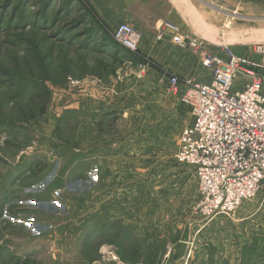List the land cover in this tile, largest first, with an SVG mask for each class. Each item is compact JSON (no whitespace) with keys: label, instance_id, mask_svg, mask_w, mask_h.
<instances>
[{"label":"rangeland","instance_id":"1","mask_svg":"<svg viewBox=\"0 0 264 264\" xmlns=\"http://www.w3.org/2000/svg\"><path fill=\"white\" fill-rule=\"evenodd\" d=\"M197 1L193 15L211 32L199 25L196 35L188 32L185 21L184 27L173 19L165 22L215 52L222 51L218 45L228 46L236 55L264 64V55L254 52L255 46L264 47V0H241L242 11L237 13ZM218 12L224 14L222 23ZM188 13L192 16L187 10L183 17L189 21ZM94 16L86 0H0V264L24 259L32 264H143L148 260L144 248L153 236L160 238V251L175 246V256L183 257L191 250V235L199 242L194 244L199 259L206 251L214 253L205 246L206 223L232 218L253 203L258 264H264V185L230 217L199 215L198 178L193 167L176 160L192 116L162 79L155 98L138 92L139 110L103 114L112 107H100V97L115 101L125 73L136 71L139 80H146L157 67L140 51L141 43L137 53L120 49L113 31ZM170 36L160 27L159 41L197 55L181 49ZM170 77L191 79L165 73V80ZM237 81L234 91L244 84ZM146 99L163 101L162 108L154 105L150 110ZM170 100L174 137L166 139L155 125L168 114L163 107ZM125 120L135 121L132 133ZM152 133L158 138H151ZM103 135L116 142L127 139L130 149L105 162L101 149L87 147ZM135 142L142 148L134 147ZM55 191L61 192L59 199L52 197ZM30 216L36 217L42 237L24 228ZM141 224L149 227L152 237L126 240L125 226L137 230ZM114 227H121V235H113Z\"/></svg>","mask_w":264,"mask_h":264},{"label":"built area","instance_id":"2","mask_svg":"<svg viewBox=\"0 0 264 264\" xmlns=\"http://www.w3.org/2000/svg\"><path fill=\"white\" fill-rule=\"evenodd\" d=\"M161 29L181 49L194 50L210 72L209 83L168 79L169 93L182 98L193 120L179 140L176 160L193 167L198 178L201 197L195 209L199 215L204 219L230 217L264 185V64L238 56L228 46L215 52L201 39L183 37L173 23L164 22ZM112 36L120 48L133 53L143 37L128 23L121 24ZM254 52L263 56L264 47L255 46ZM237 80L244 84L234 91ZM60 196L57 191L52 195L54 199ZM36 221L30 216L24 228L42 237Z\"/></svg>","mask_w":264,"mask_h":264},{"label":"crops","instance_id":"3","mask_svg":"<svg viewBox=\"0 0 264 264\" xmlns=\"http://www.w3.org/2000/svg\"><path fill=\"white\" fill-rule=\"evenodd\" d=\"M86 1L93 9L95 15L94 17L101 23L103 28H106L107 30H110L112 32L123 23H128L137 28L143 35L140 51L145 54L152 63H154L155 67H157L156 69L150 71L151 74L146 77V80H139L136 71L131 74L125 73L124 81L121 84H117L116 86L117 98L115 99V101L111 98H109L108 101L107 99L100 97V100L104 101V103H100V107H107L108 105L112 107L111 109L107 108L105 110H102L103 114L114 112L123 113L129 111L130 109H132L133 111L139 110L140 105L138 104V106H135L136 97L138 96L139 91L142 92V95L147 91L148 94H152V96H154L155 90L157 88L156 85L159 86V81L161 79L163 85L169 88L170 83H168V80H165V73L167 74L171 72L182 79L191 78L201 83L210 82V72L201 65V61L198 55H196L195 53L192 54L191 50H178L170 41H159L157 39L160 27L168 19H173L177 22H181L180 25L182 27H184L185 21L187 23V28L190 30H188V32L196 34V30L199 27V21L197 20L195 14L198 5L197 0ZM204 1L207 4L216 7L217 9L224 12L231 13V8H234L233 12L236 13L242 11L241 0ZM193 9L195 10L194 15ZM187 10L192 13L191 17L189 13L187 14L188 17L191 18L189 21L186 17H183V13ZM223 16L224 14L218 12V22L222 23L224 21ZM179 17L181 19H179ZM218 46L220 47V49L223 47V45ZM262 73L264 75V71ZM157 95L161 96L160 94ZM155 97L156 96H154V98ZM131 104L132 106H130ZM145 104L148 105V108L150 104L149 109L152 110L154 109V105H158L160 108H162L161 104H163V101L154 100L153 102H151V100H147ZM77 105L79 106V103H77ZM75 108H77V106H75ZM172 109L173 102L171 100L164 102L163 110H166V113L168 114H166V116L161 120H158L155 125L157 127L161 126L159 127L160 131L162 132L163 137H165L166 139L168 138V135L174 137V132L172 130L174 114ZM125 121L128 129L127 132L132 133L130 129L132 130V128L136 127L135 121ZM160 121L161 124L158 123ZM119 124L120 123H118V125ZM95 130L97 131L98 129L96 128ZM93 134L96 133L93 132ZM158 136V134L153 135L152 133L151 138H158ZM118 145L122 147V149L118 148ZM87 147L88 149H95L96 151L97 149H101V151L104 152L103 159L105 160V162H107L108 160H116L115 158L121 157V154H123L124 152L127 153V151L130 149L129 145L127 144V139H124V141L116 142V140L112 139V137H106L105 135L102 136L101 140L92 143V145L88 144ZM113 147L117 148L115 149ZM134 147L142 148L141 144L137 142H135ZM94 153L95 151L93 150V154ZM92 157L95 158L94 155H92ZM220 218L222 219L225 217L222 216ZM114 224H112L111 226H114ZM206 224L209 225L207 230H209L210 232L206 230L203 233V236H206L205 240L207 241V243H205V246L212 247L214 253L209 254L206 251L205 256L203 257L202 254L199 259H197V257H194L197 255V253L196 255L194 254V244L198 242L196 241L197 237L195 235H191L189 237V244H186H188L189 246L192 245V247L191 250L189 249L190 252H188L187 249L188 253L186 252L183 257L175 256V246H173L172 248H168L166 246L160 251V238H158V236L152 237V232L150 231L149 227H142V224L141 226H139L140 229L137 230H133L132 227L126 225L125 227H127V230L129 231L125 232V235L126 240H148L149 237H152V240H154L151 241L150 244L148 243L144 248V250L148 251V260H144L143 264H168V260L171 261L170 264H190L191 259V264H208L210 260H215V264H217L219 260L222 261L220 264H258L257 240L258 242H260V239L256 237L254 203L242 207V209L237 211L235 216H233L232 218H225L212 222L211 224L210 222L209 224ZM118 228V230L117 228H115L114 234L112 233L114 236L121 235L119 234V230H121V227ZM178 242L182 243L181 241ZM209 242H211L212 244H208ZM128 249L129 248L125 250L126 253Z\"/></svg>","mask_w":264,"mask_h":264},{"label":"trees","instance_id":"4","mask_svg":"<svg viewBox=\"0 0 264 264\" xmlns=\"http://www.w3.org/2000/svg\"><path fill=\"white\" fill-rule=\"evenodd\" d=\"M116 44V43H115ZM117 45V44H116ZM118 46V45H117ZM119 48H120V46H118ZM120 49H122V47L120 48ZM121 50H118V54H120L121 52H120ZM254 257V256H253ZM17 263L18 264H32L31 262H30V260H28V259H24V260H18L17 261Z\"/></svg>","mask_w":264,"mask_h":264},{"label":"bare ground","instance_id":"5","mask_svg":"<svg viewBox=\"0 0 264 264\" xmlns=\"http://www.w3.org/2000/svg\"><path fill=\"white\" fill-rule=\"evenodd\" d=\"M199 25L203 29V31H206V32H211L212 31V29L210 27L209 28L208 27L203 28L201 20H199Z\"/></svg>","mask_w":264,"mask_h":264}]
</instances>
